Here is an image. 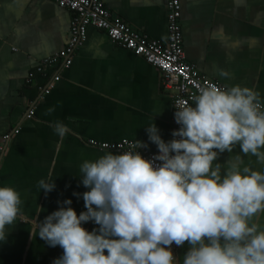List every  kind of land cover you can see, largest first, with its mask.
Masks as SVG:
<instances>
[{
  "label": "crops",
  "instance_id": "crops-1",
  "mask_svg": "<svg viewBox=\"0 0 264 264\" xmlns=\"http://www.w3.org/2000/svg\"><path fill=\"white\" fill-rule=\"evenodd\" d=\"M179 2L187 61L210 79L248 86L264 99V0ZM103 3L113 16L150 38H166L165 0ZM70 15L51 0H0V144L4 134H11L0 151V186L14 187L23 200V221L10 226L0 241V264H51L62 255V248L35 236L37 224L65 199H71L77 214L85 210L82 196L73 195L87 190L80 182L79 166L108 152L90 146V140L139 139L154 151L157 147L145 131L153 119L162 139L170 140L172 104L160 87L162 74L95 27H88L85 42L75 50L60 81L37 100V86L45 76L34 74L30 83L25 78L38 60L64 47ZM220 69L229 78L221 77ZM32 105L34 113L26 118ZM51 107L55 111L45 115ZM55 120L68 126L63 138L50 127ZM229 155L221 153L219 162H226ZM244 162L261 167L252 156L244 157ZM41 180L54 181L55 188L45 193ZM83 227L98 228L91 221ZM187 249L185 242L176 257L182 259Z\"/></svg>",
  "mask_w": 264,
  "mask_h": 264
},
{
  "label": "clouds",
  "instance_id": "clouds-1",
  "mask_svg": "<svg viewBox=\"0 0 264 264\" xmlns=\"http://www.w3.org/2000/svg\"><path fill=\"white\" fill-rule=\"evenodd\" d=\"M191 101L175 105L172 139H162L154 119L146 126L158 149L153 157L137 151L147 144L136 139L127 151L83 160L87 190L73 195L82 196L85 210L77 214L71 199L58 201L37 224L35 236L63 249L51 264H264V99L248 86L208 84ZM50 127L58 137L68 133L62 121ZM224 152L230 155L222 164ZM39 187L48 193L55 184L41 180ZM22 205L19 191L0 186V241L23 221ZM89 221L98 228L83 227ZM185 242L178 259L172 245Z\"/></svg>",
  "mask_w": 264,
  "mask_h": 264
},
{
  "label": "built area",
  "instance_id": "built-area-1",
  "mask_svg": "<svg viewBox=\"0 0 264 264\" xmlns=\"http://www.w3.org/2000/svg\"><path fill=\"white\" fill-rule=\"evenodd\" d=\"M60 8L71 13L68 38L62 49L38 60L34 68L27 74L26 83H30L34 74L45 76V82L37 86L39 93L37 100L49 94L61 79V72L72 64V56L86 40L88 27L103 30L110 41L122 48L132 51L154 66L161 74L160 87L172 104L171 130L178 129L174 120L175 105L185 101L192 104L191 95L198 87L208 84L223 86L217 80L202 75L198 68L187 61L182 45L179 0H165L167 36L165 39L150 38L146 33L134 29L120 17L113 16L105 6L103 0H51ZM34 102V104L37 102ZM32 103V102H30ZM34 105L28 109L26 118H31ZM17 130V129H15ZM11 134L2 136L0 151L5 150L4 144L10 140ZM133 139H123L116 142H98L90 140L88 144L101 151L119 153L128 150ZM107 146V147H105ZM137 151L145 158H151L158 153V149L150 151L147 147ZM4 152V151H3ZM178 247L173 243L172 252L176 256Z\"/></svg>",
  "mask_w": 264,
  "mask_h": 264
}]
</instances>
